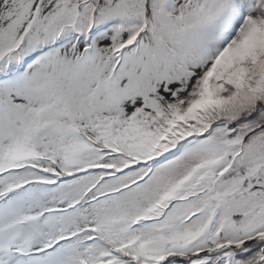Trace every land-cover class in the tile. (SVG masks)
Wrapping results in <instances>:
<instances>
[{"label":"snow or ice","instance_id":"snow-or-ice-1","mask_svg":"<svg viewBox=\"0 0 264 264\" xmlns=\"http://www.w3.org/2000/svg\"><path fill=\"white\" fill-rule=\"evenodd\" d=\"M0 264H264V0H0Z\"/></svg>","mask_w":264,"mask_h":264}]
</instances>
